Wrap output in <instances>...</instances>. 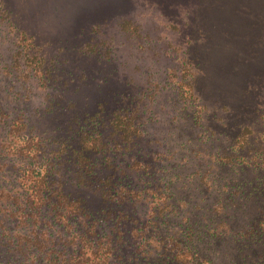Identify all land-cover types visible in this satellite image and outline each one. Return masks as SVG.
I'll list each match as a JSON object with an SVG mask.
<instances>
[{"label": "rangeland", "instance_id": "obj_1", "mask_svg": "<svg viewBox=\"0 0 264 264\" xmlns=\"http://www.w3.org/2000/svg\"><path fill=\"white\" fill-rule=\"evenodd\" d=\"M1 1L9 11L0 17L1 114L66 137L97 109L107 116L138 100L144 133L132 155L158 161L183 213L219 210L222 184L242 172L216 155L245 125L264 124V0ZM23 31L51 66L46 80L10 69ZM15 163L0 158L1 180ZM251 203L225 206L234 225L253 216ZM212 241L213 264H239L229 242Z\"/></svg>", "mask_w": 264, "mask_h": 264}, {"label": "trees", "instance_id": "obj_2", "mask_svg": "<svg viewBox=\"0 0 264 264\" xmlns=\"http://www.w3.org/2000/svg\"><path fill=\"white\" fill-rule=\"evenodd\" d=\"M8 16L0 0V17ZM18 46L10 69L48 79L51 66L31 36L23 31ZM141 106L133 100L107 116L101 107L66 137L44 135L20 114L0 113V158L16 162L0 179V264H213L206 252L212 239L229 242L239 264H264V124L260 131L245 125L216 155L240 166L241 178L222 184L217 212L198 217L180 210L158 161L132 155L144 133ZM250 200L253 216L234 225L225 206Z\"/></svg>", "mask_w": 264, "mask_h": 264}]
</instances>
